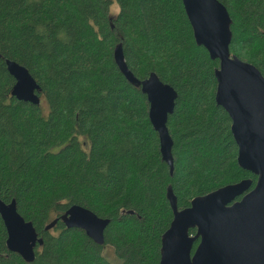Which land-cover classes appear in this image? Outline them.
Returning <instances> with one entry per match:
<instances>
[{
  "label": "trees",
  "instance_id": "obj_1",
  "mask_svg": "<svg viewBox=\"0 0 264 264\" xmlns=\"http://www.w3.org/2000/svg\"><path fill=\"white\" fill-rule=\"evenodd\" d=\"M217 1L231 19V55L264 77V0ZM118 45L136 79L154 73L177 94L171 176L146 97L114 62ZM6 60L27 69L45 109L11 96ZM218 67L195 43L181 0H0V200H14L42 239L26 263L7 250L0 218V264H159L168 187L178 210L243 180L254 187L215 102ZM73 205L110 221L102 246L60 221Z\"/></svg>",
  "mask_w": 264,
  "mask_h": 264
},
{
  "label": "water",
  "instance_id": "obj_2",
  "mask_svg": "<svg viewBox=\"0 0 264 264\" xmlns=\"http://www.w3.org/2000/svg\"><path fill=\"white\" fill-rule=\"evenodd\" d=\"M181 2L195 43L207 51L211 60L219 62L215 70V102L230 118L237 165L256 176V182L254 187L251 180H243L219 188L192 199L190 206L182 210L177 209L176 198L168 187L166 199L172 220L161 236L159 264H264V77L253 65L231 55V19L219 1ZM113 59L127 82L139 87L146 97L148 119L158 135L161 160L171 176L173 142L167 119L174 110L177 94L154 73L142 81L136 79L126 66L120 45L114 49ZM5 65L15 81L11 96L39 105L36 92L40 88L27 69L9 60ZM0 218L7 234V250L32 263L36 246L42 244L32 223L18 214L14 200H0ZM60 221L67 229L84 232L99 246L104 243V230L110 222L78 205L71 206ZM56 223L57 220L52 221L46 230Z\"/></svg>",
  "mask_w": 264,
  "mask_h": 264
},
{
  "label": "rangeland",
  "instance_id": "obj_3",
  "mask_svg": "<svg viewBox=\"0 0 264 264\" xmlns=\"http://www.w3.org/2000/svg\"><path fill=\"white\" fill-rule=\"evenodd\" d=\"M117 12V8L116 7H112V14L114 15ZM40 102H41V107L42 108H46V105L44 103V101L42 100V98H40ZM104 255L106 256V258L111 261L112 263L115 262L114 256H113V252L112 249L110 247H106L104 249Z\"/></svg>",
  "mask_w": 264,
  "mask_h": 264
}]
</instances>
